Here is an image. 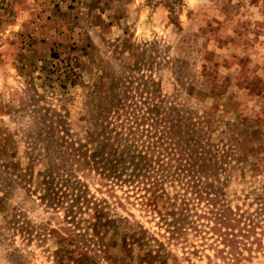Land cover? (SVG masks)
Returning <instances> with one entry per match:
<instances>
[{
    "label": "rangeland",
    "instance_id": "obj_1",
    "mask_svg": "<svg viewBox=\"0 0 264 264\" xmlns=\"http://www.w3.org/2000/svg\"><path fill=\"white\" fill-rule=\"evenodd\" d=\"M0 264H264V0H0Z\"/></svg>",
    "mask_w": 264,
    "mask_h": 264
},
{
    "label": "trees",
    "instance_id": "obj_2",
    "mask_svg": "<svg viewBox=\"0 0 264 264\" xmlns=\"http://www.w3.org/2000/svg\"><path fill=\"white\" fill-rule=\"evenodd\" d=\"M100 154H102L101 157L105 158L106 164H108L110 166V168H108V169L111 171H112V168L116 164H118L122 160H124V158L126 156L125 153H119L118 150L114 146L111 147V146H108V144L103 145L102 152H100ZM132 162L135 166V169L136 168L138 169L141 162L135 161V160H132Z\"/></svg>",
    "mask_w": 264,
    "mask_h": 264
}]
</instances>
